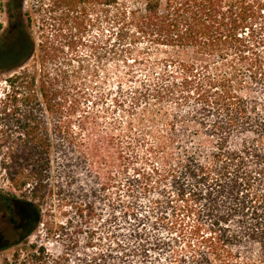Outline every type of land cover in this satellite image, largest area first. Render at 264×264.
<instances>
[{"label": "trees", "instance_id": "1", "mask_svg": "<svg viewBox=\"0 0 264 264\" xmlns=\"http://www.w3.org/2000/svg\"><path fill=\"white\" fill-rule=\"evenodd\" d=\"M26 5L0 0V16L8 19L6 28L1 24L0 71L37 58L33 70L8 83L35 89L42 78L34 101L52 117L65 111L69 119L58 122L62 155L72 137L70 121L81 113L82 124L93 120L97 126L101 115L91 110L104 97L79 82L83 74L97 76L92 62L109 58L124 65L134 83L127 91L117 87L110 110L131 119L142 112L136 138L134 120L127 124V170L134 172L126 178L128 200H117L110 217L121 208L132 228L148 238L142 243L172 245L173 264H264V0H35L39 43ZM150 55L153 61H145ZM143 72L145 79L139 77ZM89 103L92 109L85 108ZM187 109L189 120L182 115ZM46 130L12 152L14 188H32L26 200L34 217L2 249L29 237L42 205L55 196L50 183L56 145ZM99 184L94 191H106L108 184ZM85 211L94 212L86 206L82 218ZM71 226L44 225L48 236L58 232L62 240ZM163 232L173 239L163 242ZM26 251V260L17 252L5 264H59L44 247ZM113 252L96 254L91 263L111 264Z\"/></svg>", "mask_w": 264, "mask_h": 264}, {"label": "rangeland", "instance_id": "2", "mask_svg": "<svg viewBox=\"0 0 264 264\" xmlns=\"http://www.w3.org/2000/svg\"><path fill=\"white\" fill-rule=\"evenodd\" d=\"M34 4L35 0H27L26 11L33 19L32 31L36 42L39 43L42 30L40 18L35 14ZM1 24L5 28L8 26V19L4 14L0 16V38L4 33ZM81 51L85 52L83 49ZM144 59L152 62L153 56ZM36 61L35 57L21 69L7 73L0 71V264H5L6 260L12 263L17 252L21 254V260H26L29 255L26 248L31 245L44 247L55 259L59 258V264H93L90 259L107 249L114 251L111 264H173L172 245L170 248L142 243V239L148 238L139 230L132 228L134 221L127 218L123 209L118 206L115 219L109 215L117 200H128L126 178L134 172L130 168L127 170L129 152L126 146L130 137L127 124L134 120L132 138H136L139 132L137 125L142 118L141 111L132 119L121 113L112 114L110 111L112 99L118 92L117 87L122 86L127 91L134 84L129 82L125 66L114 63L109 58L103 59L101 65L93 60V67H99L97 76L91 78L82 75L79 82L86 85L87 91H90L94 97H104V101L97 108L92 109L91 103L85 108L89 106L91 111L101 115L97 126L93 120L87 121L88 125L82 124V120L79 119L81 113L70 121L69 131L72 137L64 144L62 155V152L58 151L59 144L56 145V138L59 137L58 122L63 123L69 119L65 111L55 113L52 117L45 108L38 107L34 101L33 90L38 91L40 98L39 88L42 78L37 77L35 89L29 88L22 82L16 87H10L8 83L10 78L19 76L26 70H33L37 66ZM139 77L145 79V73H140ZM251 94L252 97L256 96L254 93ZM176 113L180 112L176 111ZM185 113H190V110L182 112L185 119L189 120ZM114 118L119 121L117 126L113 121ZM95 127L96 131H94ZM46 128L51 130L56 145L54 159L57 160V168L52 169L53 179L50 183L55 196L48 197L42 205L40 221L33 233L21 240L20 245L2 249L6 240L7 242L18 240L14 237L15 231L21 224L34 217V209L26 200V198L31 199L32 188L26 186L21 191L14 188L12 163L16 156L12 155V152L17 147L25 145L33 134L40 138L44 136ZM157 131H163L161 124ZM143 150L145 149L140 150L141 154ZM18 160L24 162L25 159L21 155ZM103 182L108 184L105 185L106 191L100 192L101 189L94 191L100 188L99 183ZM58 186L62 188L58 189ZM91 190L93 192H90ZM91 202L94 206H91ZM86 206L92 207L94 212L90 211L88 214V211H85L84 216L87 215V218H82L81 211ZM50 222L58 227L72 222L70 229L72 233H69L67 240L59 239L58 232L49 236L46 234L44 225ZM170 239L173 237L165 232L162 233L163 242Z\"/></svg>", "mask_w": 264, "mask_h": 264}, {"label": "flooded vegetation", "instance_id": "3", "mask_svg": "<svg viewBox=\"0 0 264 264\" xmlns=\"http://www.w3.org/2000/svg\"><path fill=\"white\" fill-rule=\"evenodd\" d=\"M25 223L26 222H24L23 224H21V226L18 228V230L15 231L17 234H21V232L22 233H25L27 231L26 224Z\"/></svg>", "mask_w": 264, "mask_h": 264}]
</instances>
